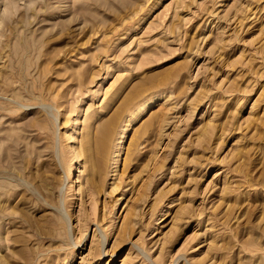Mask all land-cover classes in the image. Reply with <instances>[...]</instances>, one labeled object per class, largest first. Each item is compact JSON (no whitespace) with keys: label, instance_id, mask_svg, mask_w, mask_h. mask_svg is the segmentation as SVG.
<instances>
[{"label":"rangeland","instance_id":"1","mask_svg":"<svg viewBox=\"0 0 264 264\" xmlns=\"http://www.w3.org/2000/svg\"><path fill=\"white\" fill-rule=\"evenodd\" d=\"M0 264H264V0H0Z\"/></svg>","mask_w":264,"mask_h":264},{"label":"bare ground","instance_id":"2","mask_svg":"<svg viewBox=\"0 0 264 264\" xmlns=\"http://www.w3.org/2000/svg\"><path fill=\"white\" fill-rule=\"evenodd\" d=\"M107 130V129H105ZM108 135V131H102L101 134H100V138L98 139V142H97V148H96V151H97V164L100 165L102 164V160H103V157H104V153H105V138L107 137ZM86 148H87V145L88 143L86 142Z\"/></svg>","mask_w":264,"mask_h":264}]
</instances>
